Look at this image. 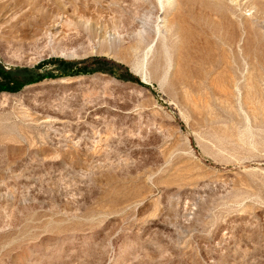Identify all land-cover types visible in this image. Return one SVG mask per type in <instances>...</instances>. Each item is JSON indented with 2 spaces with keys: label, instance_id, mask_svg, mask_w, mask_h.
Here are the masks:
<instances>
[{
  "label": "rangeland",
  "instance_id": "obj_1",
  "mask_svg": "<svg viewBox=\"0 0 264 264\" xmlns=\"http://www.w3.org/2000/svg\"><path fill=\"white\" fill-rule=\"evenodd\" d=\"M56 59L0 92V264H264V0H0Z\"/></svg>",
  "mask_w": 264,
  "mask_h": 264
},
{
  "label": "trees",
  "instance_id": "obj_2",
  "mask_svg": "<svg viewBox=\"0 0 264 264\" xmlns=\"http://www.w3.org/2000/svg\"><path fill=\"white\" fill-rule=\"evenodd\" d=\"M94 61L101 62V60L99 59H95ZM102 61L106 63H110V68L96 67L94 71H103V72H107L112 75H115L116 74L114 72L115 67L122 68V66L114 62H108L106 60H102ZM52 63L57 64L58 66L57 73H53L51 71L43 72V73L35 72L38 67L32 70H27V69L16 70V69H11V68L7 69L0 64V92L2 91L14 92V91H18L19 89H21L23 86L27 84L39 82L43 79H55V78L73 76V75H78V74H86V73H89L90 71L85 67L76 68V69L71 68L70 63L64 60L56 59V60H53ZM21 71H24L25 73L20 75ZM123 79H127L135 83H138L142 86H145L144 83H142L136 76H133L126 69H125Z\"/></svg>",
  "mask_w": 264,
  "mask_h": 264
}]
</instances>
